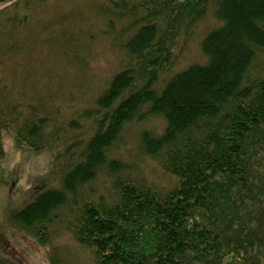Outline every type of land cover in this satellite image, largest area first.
I'll return each instance as SVG.
<instances>
[{
  "label": "trees",
  "instance_id": "trees-1",
  "mask_svg": "<svg viewBox=\"0 0 264 264\" xmlns=\"http://www.w3.org/2000/svg\"><path fill=\"white\" fill-rule=\"evenodd\" d=\"M102 6L109 31L123 26L114 42L126 64L81 113L93 119L91 134L77 135V116L58 122L41 104L13 114L0 103V133L14 123L16 139L57 148L60 185L36 189L13 221L41 243L65 222L94 264H264V0ZM210 12L220 24L202 38L206 61L162 81L178 41ZM158 114L166 125L159 134L143 129L140 151L159 162L162 183L112 151L128 122ZM99 176L102 192L92 188Z\"/></svg>",
  "mask_w": 264,
  "mask_h": 264
},
{
  "label": "rangeland",
  "instance_id": "rangeland-1",
  "mask_svg": "<svg viewBox=\"0 0 264 264\" xmlns=\"http://www.w3.org/2000/svg\"><path fill=\"white\" fill-rule=\"evenodd\" d=\"M31 1L29 7L25 0L0 3V103L12 106L13 114L27 112L29 103L41 104V113L56 110L58 122L77 116L82 124L77 135L87 137L95 126L81 113L94 108L112 75L126 64L125 53L114 42L123 26L119 23L115 33L109 31L100 13L109 0ZM13 2L20 4L13 7ZM218 24L210 12L196 23L192 34L181 37L178 58L162 74V81L190 63L206 61L201 41ZM165 125L159 114L128 122L113 154L138 166L148 182L167 181L159 162L140 151L141 131L159 134ZM15 130L13 123L0 133V264H94L90 248L64 228L65 222L56 225L51 240L41 243L13 221V211L29 201L36 189L60 185L53 170L57 148L34 149L16 139ZM103 181L99 176L92 188L102 192Z\"/></svg>",
  "mask_w": 264,
  "mask_h": 264
}]
</instances>
